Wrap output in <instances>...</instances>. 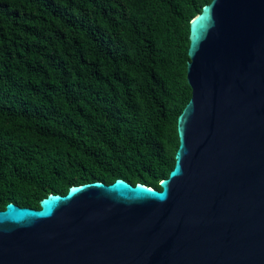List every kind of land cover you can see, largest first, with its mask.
<instances>
[{
    "label": "trees",
    "instance_id": "obj_1",
    "mask_svg": "<svg viewBox=\"0 0 264 264\" xmlns=\"http://www.w3.org/2000/svg\"><path fill=\"white\" fill-rule=\"evenodd\" d=\"M212 0H0V210L122 177L160 189Z\"/></svg>",
    "mask_w": 264,
    "mask_h": 264
},
{
    "label": "water",
    "instance_id": "obj_2",
    "mask_svg": "<svg viewBox=\"0 0 264 264\" xmlns=\"http://www.w3.org/2000/svg\"><path fill=\"white\" fill-rule=\"evenodd\" d=\"M192 97L160 189L119 177L0 210V264H264V0L190 23Z\"/></svg>",
    "mask_w": 264,
    "mask_h": 264
}]
</instances>
